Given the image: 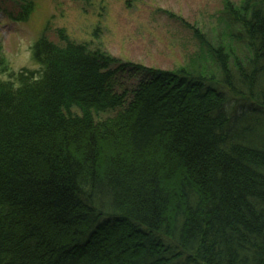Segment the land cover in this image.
<instances>
[{"label":"trees","instance_id":"1","mask_svg":"<svg viewBox=\"0 0 264 264\" xmlns=\"http://www.w3.org/2000/svg\"><path fill=\"white\" fill-rule=\"evenodd\" d=\"M219 20L174 71L60 31L0 78V264H264V0Z\"/></svg>","mask_w":264,"mask_h":264},{"label":"rangeland","instance_id":"2","mask_svg":"<svg viewBox=\"0 0 264 264\" xmlns=\"http://www.w3.org/2000/svg\"><path fill=\"white\" fill-rule=\"evenodd\" d=\"M24 1L33 3L26 22H16ZM241 0H0V49L7 72L38 69L30 48L42 36L60 45V31L75 44H86L117 62L156 71L186 66L198 52L190 26L212 40L223 25L219 20L224 2ZM189 27H186V26ZM126 66V65H124ZM123 88H133L143 75L135 70L121 73ZM74 112L78 113L76 110ZM116 112L97 115V121Z\"/></svg>","mask_w":264,"mask_h":264}]
</instances>
